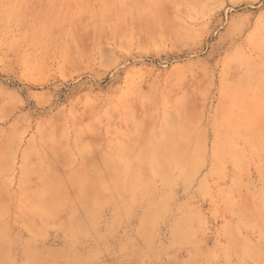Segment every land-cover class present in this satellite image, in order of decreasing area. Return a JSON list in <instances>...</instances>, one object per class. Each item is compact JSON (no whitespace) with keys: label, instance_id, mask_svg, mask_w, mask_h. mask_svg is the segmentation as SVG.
<instances>
[{"label":"rangeland","instance_id":"374dc122","mask_svg":"<svg viewBox=\"0 0 264 264\" xmlns=\"http://www.w3.org/2000/svg\"><path fill=\"white\" fill-rule=\"evenodd\" d=\"M0 264H264V0H0Z\"/></svg>","mask_w":264,"mask_h":264}]
</instances>
